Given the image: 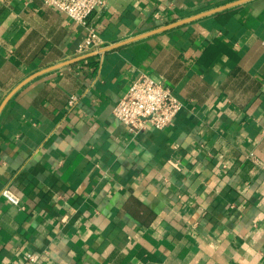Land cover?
Here are the masks:
<instances>
[{
  "label": "crops",
  "instance_id": "obj_1",
  "mask_svg": "<svg viewBox=\"0 0 264 264\" xmlns=\"http://www.w3.org/2000/svg\"><path fill=\"white\" fill-rule=\"evenodd\" d=\"M229 1L105 0L89 23L106 47ZM87 34L44 0H0V104ZM142 73L183 107L133 133L113 109ZM0 264H264V0L20 88L0 114Z\"/></svg>",
  "mask_w": 264,
  "mask_h": 264
},
{
  "label": "built area",
  "instance_id": "obj_2",
  "mask_svg": "<svg viewBox=\"0 0 264 264\" xmlns=\"http://www.w3.org/2000/svg\"><path fill=\"white\" fill-rule=\"evenodd\" d=\"M44 2L57 7L74 21L87 27L88 34L78 48V55L105 47L95 27L89 23L92 13L103 7L105 0H44ZM156 17L160 19V13H156ZM77 101L78 97L71 95L68 103L72 106ZM182 107V101L169 85L152 75L142 73L116 103L113 113L129 131L138 133L149 127L165 128ZM2 194L12 203L21 205V198L10 188H4ZM29 257L37 260L39 255L31 254Z\"/></svg>",
  "mask_w": 264,
  "mask_h": 264
},
{
  "label": "water",
  "instance_id": "obj_3",
  "mask_svg": "<svg viewBox=\"0 0 264 264\" xmlns=\"http://www.w3.org/2000/svg\"><path fill=\"white\" fill-rule=\"evenodd\" d=\"M248 1H251V0H233V1H229V2L223 3L221 5H218L216 7H213V8L204 10V11H200L198 13H195V14H192V15H189V16H186V17H183V18H180V19L171 21V22H167V23H165L163 25H159L157 27H154L153 29H150L148 31L139 33V34H137V35H135L133 37H130L128 39H125V40H122V41H118L116 43H113L111 45H108V46H106V47H104V48H102L100 50H94L92 52H88V53H85V54H82V55H78V56L73 57L71 59L62 61V62L57 63L55 65H51V66L46 67L44 69L38 70V71L34 72L33 74L29 75L28 77H26L25 79H23L21 82H19L5 96V98L3 99V101L0 104V114H1V111L3 110L4 106L7 104V102L11 99V97L20 88H22L23 86H25L32 79L36 78L37 76H39V75H41V74H43L45 72H48V71H51V70H54V69H58L60 67L66 66V65H71L73 63H76V62L85 60L87 58H90L92 56H95V55H97V54H99L101 52H105V51L110 50V49H115V48L121 47L124 44L130 43V42H133V41H136V40H140V39H143V38H146V37H149L151 35H155V34H158V33H161V32H165V31L171 30V29L176 28V27H179L181 25H185L187 23H190V22H193L195 20H198V19H200L202 17H205V16H208V15H211V14L218 13L220 11L229 9L231 7H234V6L243 4V3L248 2Z\"/></svg>",
  "mask_w": 264,
  "mask_h": 264
}]
</instances>
